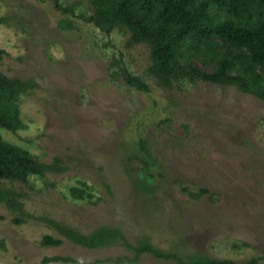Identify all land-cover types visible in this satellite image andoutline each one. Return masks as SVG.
Returning a JSON list of instances; mask_svg holds the SVG:
<instances>
[{"label": "rangeland", "instance_id": "rangeland-1", "mask_svg": "<svg viewBox=\"0 0 264 264\" xmlns=\"http://www.w3.org/2000/svg\"><path fill=\"white\" fill-rule=\"evenodd\" d=\"M0 0V71L33 79L20 96L24 127L2 136L40 161L64 159L66 170L30 175L26 183L0 180L20 194L32 217L15 223L0 203V264H170L115 243L86 248L64 238L50 220L83 233L117 226L134 243L146 235L163 250L200 251L237 264L264 249V100L232 85L181 80L162 87L148 67L150 47L130 32L105 33L83 16L89 0ZM69 22L70 25H64ZM142 77L151 92L110 75L113 57ZM158 166L150 188L137 186L138 138ZM84 181L96 203L73 199ZM207 193L191 198L186 190ZM44 234L59 246L39 243ZM68 255L76 262L44 261ZM119 258V259H118ZM256 264H264L260 259Z\"/></svg>", "mask_w": 264, "mask_h": 264}, {"label": "trees", "instance_id": "trees-1", "mask_svg": "<svg viewBox=\"0 0 264 264\" xmlns=\"http://www.w3.org/2000/svg\"><path fill=\"white\" fill-rule=\"evenodd\" d=\"M92 12L83 16L105 33L114 28L129 31L133 42L150 47L152 63L148 72L162 87H172L181 80L206 81L232 85L264 100V0H89ZM53 5L62 12H73L58 0ZM6 20L0 17V21ZM69 26V22H64ZM5 51L0 48V61ZM110 75L122 79L127 85L151 92L149 84L139 75L132 74L122 61L113 57ZM36 86L33 79L7 76L0 71V129L15 131L25 125L20 117V96ZM140 151L136 157L141 166L134 168L137 186L150 188L153 181L151 169L157 167L148 151L145 140L138 138ZM66 170L64 159L56 156L49 162L40 161L32 152L9 142L0 133V180L26 183L30 175L44 176L49 172ZM153 187V186H152ZM151 187V188H152ZM183 187V190H186ZM84 181L69 187L73 199L96 203V198ZM186 192L199 198L208 192L199 188ZM0 203L13 210L15 223L32 217L24 208L20 194L0 186ZM67 240L86 248L120 243L133 252L129 261H137L143 253L170 260V264H237L232 259L210 257L200 251L180 253L156 247L148 236L129 242L117 226L98 225L88 233L59 221L50 220ZM63 238L44 234L39 241L43 246H59ZM119 259V258H118ZM264 259L263 253L242 264H256ZM44 261L76 262L68 255L45 257ZM79 264H92L83 263Z\"/></svg>", "mask_w": 264, "mask_h": 264}]
</instances>
